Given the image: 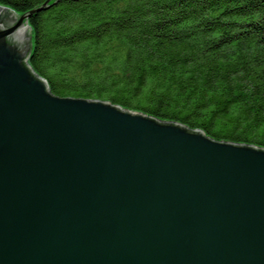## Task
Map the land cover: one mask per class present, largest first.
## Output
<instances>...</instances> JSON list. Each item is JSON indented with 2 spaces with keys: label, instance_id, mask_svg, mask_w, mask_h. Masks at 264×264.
Segmentation results:
<instances>
[{
  "label": "water",
  "instance_id": "water-1",
  "mask_svg": "<svg viewBox=\"0 0 264 264\" xmlns=\"http://www.w3.org/2000/svg\"><path fill=\"white\" fill-rule=\"evenodd\" d=\"M0 4V264H264V149L60 97Z\"/></svg>",
  "mask_w": 264,
  "mask_h": 264
},
{
  "label": "trees",
  "instance_id": "trees-1",
  "mask_svg": "<svg viewBox=\"0 0 264 264\" xmlns=\"http://www.w3.org/2000/svg\"><path fill=\"white\" fill-rule=\"evenodd\" d=\"M27 23L51 93L264 149V0H56Z\"/></svg>",
  "mask_w": 264,
  "mask_h": 264
}]
</instances>
